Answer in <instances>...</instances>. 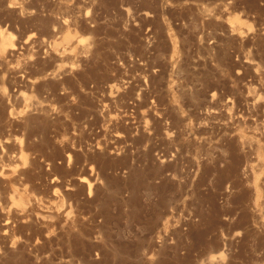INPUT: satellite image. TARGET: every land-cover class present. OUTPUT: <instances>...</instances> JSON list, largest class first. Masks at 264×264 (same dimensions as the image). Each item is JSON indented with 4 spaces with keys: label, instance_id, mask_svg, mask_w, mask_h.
<instances>
[{
    "label": "rangeland",
    "instance_id": "rangeland-1",
    "mask_svg": "<svg viewBox=\"0 0 264 264\" xmlns=\"http://www.w3.org/2000/svg\"><path fill=\"white\" fill-rule=\"evenodd\" d=\"M0 264H264V0H0Z\"/></svg>",
    "mask_w": 264,
    "mask_h": 264
},
{
    "label": "bare ground",
    "instance_id": "bare-ground-1",
    "mask_svg": "<svg viewBox=\"0 0 264 264\" xmlns=\"http://www.w3.org/2000/svg\"><path fill=\"white\" fill-rule=\"evenodd\" d=\"M5 40V39H4ZM3 43L6 42V41H2ZM5 44V43H4Z\"/></svg>",
    "mask_w": 264,
    "mask_h": 264
}]
</instances>
